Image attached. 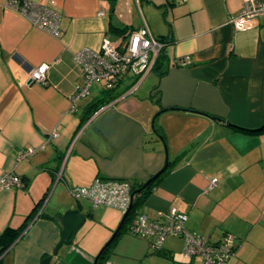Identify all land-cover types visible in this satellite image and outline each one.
Masks as SVG:
<instances>
[{"label": "crops", "instance_id": "1", "mask_svg": "<svg viewBox=\"0 0 264 264\" xmlns=\"http://www.w3.org/2000/svg\"><path fill=\"white\" fill-rule=\"evenodd\" d=\"M26 1L57 12L60 35L0 0V177L21 180L0 189V237L15 234L0 264L52 255L61 238L53 219L71 208L86 217L83 226L102 230L86 243L80 229L49 264H93L123 216L72 195L97 179L145 188L135 194L144 196L135 214L151 221L184 215L186 229L212 244L233 235L227 264H264V16L239 31L231 20L243 0ZM140 28L167 40L160 71L131 91L105 94L94 82L73 100L83 81L77 52ZM41 65L45 81L36 83L30 76ZM101 97L106 108L84 121ZM129 223L97 264H202L183 257L181 237H166L154 251Z\"/></svg>", "mask_w": 264, "mask_h": 264}, {"label": "built area", "instance_id": "2", "mask_svg": "<svg viewBox=\"0 0 264 264\" xmlns=\"http://www.w3.org/2000/svg\"><path fill=\"white\" fill-rule=\"evenodd\" d=\"M6 7L21 13L33 26L47 31L55 38L59 37L57 12L26 0H7ZM261 16H264V0H243L239 15L233 18L231 23L236 30L244 31L250 28L251 22ZM166 45L161 39L154 38L147 28H140L130 31L117 41L104 39L97 51L80 50L75 55V61L81 68L83 81L77 87L73 100L87 96L94 82L102 83V89L106 92H115L123 85L131 91L134 84L152 72ZM47 69V65H41L31 73L30 79L36 83H44ZM105 108L106 106H101L95 113L98 114ZM31 154L32 150L20 152L18 159H25ZM20 183V178L12 174L0 177V189H12L20 186ZM216 183V179L211 180L209 189ZM72 195L76 198H86L94 205L110 206L125 213L131 205L132 187L124 181L97 179L88 188L73 189ZM163 218L151 221L143 214H134L129 223V233L149 240L150 248L154 251L161 249L166 237L179 236L184 244L183 257L187 260L199 258L202 264H227L234 254L237 245L233 235L226 233L212 244L186 229L184 215L171 214ZM102 264L111 263L104 260Z\"/></svg>", "mask_w": 264, "mask_h": 264}, {"label": "water", "instance_id": "3", "mask_svg": "<svg viewBox=\"0 0 264 264\" xmlns=\"http://www.w3.org/2000/svg\"><path fill=\"white\" fill-rule=\"evenodd\" d=\"M147 184L148 183H146L144 185V187ZM139 192H140V189L137 190V191H134L132 193V196H131V205H130L128 211L125 212V213H123L122 219H121L119 225L117 226L116 230L113 232L112 237L103 246V248L99 251V253L97 254V256L94 258L93 264H97L98 263V261L100 260L101 256L103 255V253L105 252V250L109 246L110 242L113 240V238L120 231V229H121V227H122V225L124 223V220H125L128 212L132 209L134 196H135V194H137ZM85 220H86V217L84 215H82L78 209H73V208H71L69 210H66L65 212H60L59 215H57L56 217H54L53 221L59 225L60 230H61L60 243H59V246L56 248V250L53 252V254L52 255H49L46 258H44L40 262V264H49L50 261L52 260V258L57 255L60 246H62V245H68L70 242H73V240L75 239V236H76L77 232L81 229V227L85 223Z\"/></svg>", "mask_w": 264, "mask_h": 264}, {"label": "trees", "instance_id": "4", "mask_svg": "<svg viewBox=\"0 0 264 264\" xmlns=\"http://www.w3.org/2000/svg\"><path fill=\"white\" fill-rule=\"evenodd\" d=\"M162 41L163 42H166L167 43V40L166 39H162ZM167 47V46H166ZM166 47L162 50V52H161V54L159 55V57L157 58V60H156V62H155V64H154V66H153V69H152V72L153 71H155V72H157V71H160V67L158 66L159 65V63H160V61H163V58L165 57V52H166ZM158 66V67H157ZM105 94H109V93H111V92H113V91H109V92H106V91H103ZM111 99H112V97H111ZM108 102V98H99V99H96V100H94V101H92L89 105H88V111H87V114H86V116H85V118L83 119L84 121L85 120H87L90 116H91V114L92 113H94V112H96L97 111V109L98 108H100L104 103H107ZM152 181H150V182H148V185L151 183ZM147 185V186H148ZM132 187V186H131ZM145 189V188H144ZM142 190L141 192H143V195H144V192H145V190ZM134 191H137V190H135V188L134 187H132V193L134 192ZM140 192V193H141ZM141 196V195H139V196H135V198L133 199V206H132V209L130 210V212H129V217L128 218H125V220H124V223H123V225H122V227H121V229L122 228H124V224L126 223V222H128L129 220H131L132 218L131 217H133L134 216V214L135 213H137V208H138V206H139V204L141 203V200H142V198L144 197V196ZM131 218V219H130ZM119 234V233H118ZM14 238H15V234H10L9 232L7 233L6 232V234L4 233L1 237H0V254L2 253V252H4V251H6L9 247H10V245H11V243L13 242V240H14ZM114 242V239H113V241H112V243ZM111 243V244H112ZM110 244V245H111ZM109 245V246H110ZM108 249H106V251H107ZM105 254V253H104ZM102 258V257H101Z\"/></svg>", "mask_w": 264, "mask_h": 264}, {"label": "rangeland", "instance_id": "5", "mask_svg": "<svg viewBox=\"0 0 264 264\" xmlns=\"http://www.w3.org/2000/svg\"><path fill=\"white\" fill-rule=\"evenodd\" d=\"M83 200V199H82ZM95 206V205H94ZM98 207H101L104 211H117L119 214L123 212L121 210L115 209L113 207L110 206H104V205H98ZM122 218V215H121ZM120 218V220H121ZM119 220V222H120ZM118 222V223H119ZM102 230V227L98 224L92 223V225H84L81 230L78 232L77 236H79V238H82L83 242L86 243H91L89 242L90 240H93L97 235L98 232ZM113 233L109 236V238L102 244V246L99 248L98 252L103 248V246L110 240V238L112 237ZM84 239V240H83Z\"/></svg>", "mask_w": 264, "mask_h": 264}, {"label": "snow or ice", "instance_id": "6", "mask_svg": "<svg viewBox=\"0 0 264 264\" xmlns=\"http://www.w3.org/2000/svg\"><path fill=\"white\" fill-rule=\"evenodd\" d=\"M41 71H43V69H41Z\"/></svg>", "mask_w": 264, "mask_h": 264}]
</instances>
